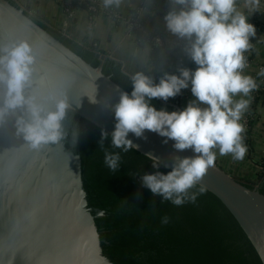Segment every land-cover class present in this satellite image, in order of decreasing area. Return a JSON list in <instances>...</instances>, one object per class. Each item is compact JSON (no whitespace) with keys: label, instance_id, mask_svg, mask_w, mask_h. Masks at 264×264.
I'll return each mask as SVG.
<instances>
[{"label":"water","instance_id":"95a60500","mask_svg":"<svg viewBox=\"0 0 264 264\" xmlns=\"http://www.w3.org/2000/svg\"><path fill=\"white\" fill-rule=\"evenodd\" d=\"M19 3L0 0V48L20 41L31 46L35 60L24 94L42 115L54 111L60 99L68 107L60 122L61 139L39 148L17 131L18 119H31L26 105L0 118V264H111L102 254L94 222L104 212L88 206L81 159L72 148L78 117L112 135L113 106L121 92H130L32 21L24 13V0ZM113 61L121 67L122 62ZM121 71L129 76L123 67ZM4 92L0 84V106ZM128 138L135 150L157 157L168 169L174 157L194 155L191 149L175 150L172 140L164 143L166 138L152 131L145 130L142 137L129 132ZM262 178L249 180L256 185L250 188L215 162L197 185L220 200L264 264V194L257 187Z\"/></svg>","mask_w":264,"mask_h":264},{"label":"clouds","instance_id":"9594fccd","mask_svg":"<svg viewBox=\"0 0 264 264\" xmlns=\"http://www.w3.org/2000/svg\"><path fill=\"white\" fill-rule=\"evenodd\" d=\"M238 0H171L178 9L164 17L167 29L189 46L186 52L195 63L194 70L180 68L179 75L164 73L158 83L144 73L131 77V93L121 92L113 106L115 125L112 144L127 152L136 147L128 138L131 132L142 137L145 130L172 140L177 151L191 149L194 155L174 157L166 173L155 171L142 176V186L153 196L180 206L195 203L198 192L191 189L202 180L208 169L215 166L217 151L220 156L231 155L242 161L248 151L245 143V113L251 103V93L258 89L256 79L245 74L248 67L246 52L253 47L250 38L256 35L255 25L249 22L254 12L261 11V0H244L247 12L238 10ZM105 6L120 0H104ZM0 84L5 88L0 118L9 109L27 106L31 119L17 121V131L33 148L62 137L61 120L68 107L66 100L56 102L54 111L42 109L26 98L25 87L31 82L35 57L26 41L0 48ZM258 75L264 76V68ZM193 99L180 110L155 108L150 101H167L189 87ZM239 97V98H238ZM108 133L101 132V143ZM153 168H159V159L151 154ZM107 167L115 171L119 165L118 153H105ZM164 167H168L167 164ZM169 218H161L167 224Z\"/></svg>","mask_w":264,"mask_h":264},{"label":"trees","instance_id":"16d2710c","mask_svg":"<svg viewBox=\"0 0 264 264\" xmlns=\"http://www.w3.org/2000/svg\"><path fill=\"white\" fill-rule=\"evenodd\" d=\"M7 1L16 7L20 5L17 0ZM79 6L94 15L100 11L98 5L92 10L80 0L64 3L69 11ZM24 13L83 60L92 66H100L104 74L131 93V77L121 71L119 64L109 58L100 60L92 46L66 36L41 15L25 9ZM160 32L167 38L166 31ZM134 33L137 40L157 46L138 31ZM256 81L259 87L252 94L249 110L252 113L264 92V80L260 81L258 76ZM150 103L158 110H180L175 100L169 103L154 98ZM251 121H248L245 136L247 145ZM77 129L78 139L72 150L81 159L88 206L104 212L95 217L94 222L102 254L111 264H262L242 228L216 196L205 190L197 195L195 203L188 201L176 206L163 201L142 186L141 178L145 173H166L170 169L161 164L158 169L153 168L148 157L134 148L125 152L114 147L108 132L101 143V132L106 131L83 117H78ZM106 152L120 156L115 171L105 164ZM259 166L263 178L257 187L264 194V161L259 162ZM238 180L250 188L256 186L249 180ZM199 188L196 185L190 191L198 192ZM164 216L169 218L167 224L161 223Z\"/></svg>","mask_w":264,"mask_h":264},{"label":"crops","instance_id":"0c3cea01","mask_svg":"<svg viewBox=\"0 0 264 264\" xmlns=\"http://www.w3.org/2000/svg\"><path fill=\"white\" fill-rule=\"evenodd\" d=\"M67 1L24 0L23 7L41 15L50 26L66 36L92 46L98 54L122 62L121 67L131 77L141 72L158 83L166 72L179 75L180 68L195 69V63L186 52L189 42L171 33L166 27V13L179 8L171 0H120L118 6L112 4L107 7L104 0H95L100 7L95 15L82 6L67 11L64 7ZM237 7L247 12L244 0H238ZM131 16H137L148 31H166L168 42L154 47L148 41L137 40L126 24ZM249 22L255 25L256 35L250 38L253 47L245 53L248 67L244 72L256 79L258 76L261 78L258 75L259 66L264 65V0H261V11L254 12ZM190 87L189 84L188 88L182 89L173 98L180 109L193 99ZM260 96L251 119L245 158L235 161L230 154L220 156L217 151L216 164L237 179L255 180L260 176L259 162L264 161V92ZM252 103L253 97L250 105Z\"/></svg>","mask_w":264,"mask_h":264},{"label":"built area","instance_id":"2783aa9c","mask_svg":"<svg viewBox=\"0 0 264 264\" xmlns=\"http://www.w3.org/2000/svg\"><path fill=\"white\" fill-rule=\"evenodd\" d=\"M80 2L85 3L90 9L95 10L96 6H97V2L95 0H80ZM67 11L68 8H66ZM126 24L129 28V30L131 31V33L133 35H135L134 31H138L140 33V35L146 39L151 40L155 45L157 46H163L168 42V39L164 37L163 34H161L162 32L160 31H148L145 26L143 25V23L141 21H139V19L137 18V16H131L126 20ZM264 68V65L259 66V71L260 69ZM263 80V77L261 76L260 81ZM253 94V92L251 93V95ZM253 97V95H252ZM174 100L173 98H169L167 101L165 102H169L172 103ZM178 106V105H177ZM253 113L251 111H248L247 113H245L244 116V122H246V131L248 128V121L250 119H252ZM246 136V133H245Z\"/></svg>","mask_w":264,"mask_h":264}]
</instances>
